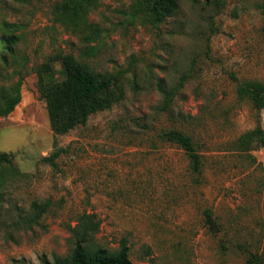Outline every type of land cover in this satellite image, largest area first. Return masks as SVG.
I'll use <instances>...</instances> for the list:
<instances>
[{
    "label": "rangeland",
    "instance_id": "obj_1",
    "mask_svg": "<svg viewBox=\"0 0 264 264\" xmlns=\"http://www.w3.org/2000/svg\"><path fill=\"white\" fill-rule=\"evenodd\" d=\"M260 1L180 0L153 22L143 0H0V87L20 82L10 113L1 112L0 96V153L13 158L0 166V264L66 254L68 225L84 211L98 216L101 245L127 238L131 264H246L248 251L264 264V147L233 145L264 128V107L235 91V78L264 81ZM86 49L96 70L122 71L123 96L54 134L34 68ZM51 63L50 79L60 83L61 62ZM181 75L170 108L159 110L156 79L173 85ZM169 128L192 136L200 175L160 137ZM53 152V163L44 159ZM33 200L49 201L40 222H16ZM205 209L216 226L206 224Z\"/></svg>",
    "mask_w": 264,
    "mask_h": 264
},
{
    "label": "trees",
    "instance_id": "obj_2",
    "mask_svg": "<svg viewBox=\"0 0 264 264\" xmlns=\"http://www.w3.org/2000/svg\"><path fill=\"white\" fill-rule=\"evenodd\" d=\"M180 0H143L153 22H160L170 16L177 8ZM198 2L200 0H190ZM264 10V0L260 1ZM17 40L14 33L5 37L6 48L13 52V43ZM90 47V46H89ZM93 47V46H91ZM92 50L80 52V56L72 53H57L49 56L43 63L35 67L37 85L40 95L46 102L48 117L54 134L66 133L78 122L84 123L87 117L97 111L109 108L123 96L122 89L117 90L118 75L122 71L110 74L107 71L96 70L87 60ZM60 60L63 79L55 83V71L51 61ZM186 80L181 75L175 84L169 85L163 79H156L155 88L161 94L162 100L159 110H168L174 96L182 88ZM235 91L239 98H248L256 109L264 107V81L238 80L235 78ZM135 81H132V85ZM1 112L10 113L20 100V82L10 87H0ZM65 109V110H64ZM162 140L175 144L181 148L188 158V168L192 174L200 175L202 172V156L197 150L190 134L178 128L164 129L159 134ZM234 148L247 151L255 147H264V128L256 125L240 134L234 141ZM53 152L44 159L53 163ZM13 158L6 153H0V166L11 164ZM0 174V183L3 181ZM49 201L31 203V213L28 217L16 219V222L31 227L38 224L43 213L47 210ZM2 208V195L0 193V214ZM205 222L210 227L216 226L213 213L210 209L204 210ZM74 224L68 225L69 241L71 247L66 254H54L51 259L42 258L41 264H131L130 247L126 237H122L116 248L101 245L96 238L100 228V220L94 212H81L75 217ZM148 251V249H147ZM246 264H262V256L248 251L245 254Z\"/></svg>",
    "mask_w": 264,
    "mask_h": 264
}]
</instances>
